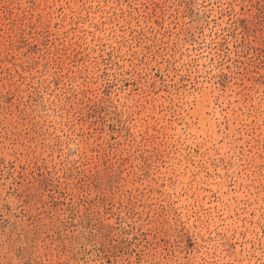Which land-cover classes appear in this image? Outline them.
<instances>
[{
  "label": "rangeland",
  "instance_id": "374dc122",
  "mask_svg": "<svg viewBox=\"0 0 264 264\" xmlns=\"http://www.w3.org/2000/svg\"><path fill=\"white\" fill-rule=\"evenodd\" d=\"M0 264H264V0H0Z\"/></svg>",
  "mask_w": 264,
  "mask_h": 264
}]
</instances>
